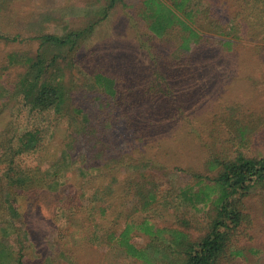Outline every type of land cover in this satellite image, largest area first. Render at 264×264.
Wrapping results in <instances>:
<instances>
[{
  "label": "rangeland",
  "instance_id": "374dc122",
  "mask_svg": "<svg viewBox=\"0 0 264 264\" xmlns=\"http://www.w3.org/2000/svg\"><path fill=\"white\" fill-rule=\"evenodd\" d=\"M5 1L0 152L9 138L16 150L28 130H43L38 146L16 158L20 173L36 180L9 187L21 214L13 231L32 234L23 243L6 239L13 255L25 264H147L111 234L133 223L142 248L157 243L144 221L201 235L208 206L194 207L183 191L216 174L218 160L264 156V25L244 23L230 46L192 40L186 48L179 26L151 30L147 0H117L109 9L111 0ZM216 1L222 13L233 0ZM75 31L74 45L44 38ZM38 53L57 60L49 73L68 90L61 110L38 111L18 92ZM99 75L112 79L109 90ZM150 191L155 199L144 207ZM244 209L249 220L232 248L248 256L224 264H264V187L244 198ZM162 251L154 264H167Z\"/></svg>",
  "mask_w": 264,
  "mask_h": 264
},
{
  "label": "trees",
  "instance_id": "16d2710c",
  "mask_svg": "<svg viewBox=\"0 0 264 264\" xmlns=\"http://www.w3.org/2000/svg\"><path fill=\"white\" fill-rule=\"evenodd\" d=\"M116 1L111 0L108 9L114 7ZM196 2L172 0L169 5L163 0H147L149 18L153 20L150 24L151 30L162 34L179 26L187 33L183 35L184 40L181 45L187 48L192 40H195L194 43L214 42L230 46L235 42L236 36L240 37L239 30H245V24L264 25V0L226 1L222 13L216 8L218 3L216 0H210L208 5L202 6H200L201 0ZM5 4V0H0V12ZM231 5L234 10H237L233 15L225 10ZM235 21L237 23L234 26ZM90 28H93V24ZM2 36L3 34L0 33V37ZM78 37H81L79 31L67 33L63 37L44 36L46 40L59 46L69 42H73L70 45H74ZM11 60L18 61L19 55L12 54ZM53 61L46 63L44 57L38 53L18 85V92H22L24 99L38 111L53 108L61 110L66 102L68 90L61 79H55L49 73L50 68L54 66ZM101 77L99 75V79ZM101 80L107 82L109 90L112 79L105 77ZM42 131L39 128L28 130L22 136L16 150L9 138L0 152V264H6L12 259L14 264H25L24 255L15 257L14 244L6 242V239L12 235L15 236V241L22 243L23 237L26 238L25 240H30L32 236L29 230L13 231L16 227L13 220L21 214L9 187L33 184V180H36L28 173H20L16 158L23 152L38 146ZM213 166H217L218 169L216 174L209 176V179L197 176L199 178L197 184L203 183L197 190H193L191 186L183 191L187 202H193L194 207L197 208L200 202L208 206V221L203 233L197 238H194L192 233L184 227H156L149 221L141 224L142 229L152 235L157 243L151 242L145 248L137 247L131 235L133 223L128 224L118 236L112 233L111 238L115 239L117 245L124 247L128 254L147 264H152L155 255L162 250L164 262L167 264H224L234 258H247L245 248L233 249L232 246H234L235 236L249 220V215L244 211V198L257 187H264V156L238 155L236 158L218 160ZM154 199V192L145 194L143 206L148 207ZM38 203V200L33 202L34 206ZM154 248L156 250H153Z\"/></svg>",
  "mask_w": 264,
  "mask_h": 264
}]
</instances>
